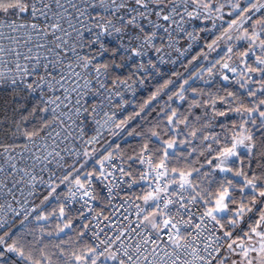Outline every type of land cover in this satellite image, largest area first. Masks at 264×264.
<instances>
[{"label":"snow or ice","instance_id":"6c2138e0","mask_svg":"<svg viewBox=\"0 0 264 264\" xmlns=\"http://www.w3.org/2000/svg\"><path fill=\"white\" fill-rule=\"evenodd\" d=\"M203 33L189 61L198 70L168 96L187 110L166 104L135 133L142 143L131 154L97 148L105 131L117 136L128 124L105 101L157 69L150 53L164 63L165 48L192 47L181 52L177 37ZM196 80L208 87L192 88ZM0 89L13 94L11 116L0 118V195L15 199L20 184L29 196L37 183L48 189L40 204L21 206L41 236L30 244L0 235V262L11 253L22 264H264V0H0ZM32 97L30 108L21 102ZM97 185L110 214L94 206ZM62 187L64 202L48 211ZM77 200L76 239L52 252L41 222L62 221L56 236L75 231Z\"/></svg>","mask_w":264,"mask_h":264},{"label":"trees","instance_id":"16d2710c","mask_svg":"<svg viewBox=\"0 0 264 264\" xmlns=\"http://www.w3.org/2000/svg\"><path fill=\"white\" fill-rule=\"evenodd\" d=\"M226 26V25H225ZM202 47L196 51L193 55L195 56L198 52H200ZM192 56V57H193ZM192 57H190L187 61H185L179 68L175 70H171L168 74H166L153 88L149 89L146 93L141 94L138 96L136 105L127 113L122 119H127L128 124L125 127L123 132H120L119 135L115 137L112 141V147H115L117 144L120 145L121 149H124L126 152L131 154L134 148H137L140 143H142V139L140 136H137L135 133L137 132H145L148 128H150L156 121L155 118L157 117L158 113H160L162 108H165L166 104H171L172 107H177L180 111H186L188 108L187 102H179V101H169L168 96L171 95L172 91L178 90L177 85L182 82L183 78H187L190 73L194 74L195 71L198 70V66L193 63H189ZM172 79L175 83L173 85H169L167 89H164L155 100H151L152 94L156 92L158 88H161L162 85L166 80ZM192 88H207L208 86L205 85L203 82L198 80L190 81ZM12 93L10 91H2L0 92V118H3L5 115L11 116V112L8 109L7 101L10 99ZM21 95H24L23 93ZM186 95L191 99L192 92L191 88H189ZM22 103H26L27 107L30 108L32 103L27 100L21 101ZM147 103V106L145 104ZM144 107V111H141V108ZM197 113H200L201 110H195ZM216 132L220 131V128L217 126L215 128ZM129 133H132L129 135ZM3 135L0 134V139H3ZM7 141V140H6ZM197 143V142H194ZM192 158H195V154ZM198 166V165H197ZM91 167V166H90ZM90 169V168H89ZM64 188L58 190L59 195L62 196V202L55 203L54 200L48 206V211H51L53 207H59L60 203H63V195H64ZM48 189L45 188L41 190L35 198L36 204H40V201L43 200V197L47 195ZM70 215V214H69ZM44 224L45 227V234L43 235V244H48L49 248L52 252H58V249L54 248L53 245L60 244L61 241H65L62 247L69 248L71 242L75 241L77 233L79 232V228L73 224V230L65 229L63 233H60L59 236L55 235L57 223H60L63 226L62 221H58L55 217H53L48 222H41ZM51 232L53 233L52 236H48L46 233ZM8 233L12 237L19 236L21 237L24 242L33 244L35 243V238L40 237L41 233L38 230V226L31 216L24 222L19 223L18 221L11 222L2 232L0 235H4ZM11 243V239L8 240ZM53 260H56V257L53 256ZM22 264L18 260L17 257L13 254L11 257H5L4 261L0 262V264Z\"/></svg>","mask_w":264,"mask_h":264},{"label":"built area","instance_id":"2783aa9c","mask_svg":"<svg viewBox=\"0 0 264 264\" xmlns=\"http://www.w3.org/2000/svg\"><path fill=\"white\" fill-rule=\"evenodd\" d=\"M220 23L221 21H217L218 25ZM197 27H199L198 24H197ZM188 30L191 31L192 30L191 27H189ZM207 36H209V34L203 33L201 34V39L195 42L190 41L189 38L184 35L177 37V39L179 40V43L176 45V47H178L181 50V52H183L184 49H188L190 43L192 44V47L184 55H180V53L176 52L174 49L165 48V52H164L165 62L164 63H160L157 56L150 53V55L152 56L153 62L157 64L158 70L149 69L147 75L134 76L132 80L128 81V83L131 84V87L124 88L122 86L119 89V91L121 92V95L114 97L111 105H108L107 102L105 101V104H106L105 110H108V108H110L111 111H114L117 113V119H122L127 113V111H129L135 106L138 96L146 93L149 89L153 88L171 70H175L179 68L185 61H187L190 57H192L196 53V51L203 46V44L205 43L204 37H207ZM166 39L167 38L165 37V42H166ZM156 43L157 45H160L162 42L160 40H157ZM147 59L148 57H145V60ZM118 71L120 72L121 79H124L128 75L127 69L118 70ZM141 81L143 82L141 83ZM200 82H203V81H200ZM2 91H9V90L0 89V92ZM23 94L26 95V93H23ZM28 100L33 104L35 101V97H32ZM96 102L98 103L99 100H97ZM88 131H89V134H92L91 125L89 126ZM108 133H109L108 131L104 132L102 140L106 137ZM67 159L69 163H71V160L73 158H67ZM19 166L23 167V164L21 163ZM47 175H48L47 173L44 174L45 179H47ZM19 188L24 189L23 195L18 190ZM45 188H47L45 185L37 183L34 194L32 196H29L28 195L29 189L25 187V185L20 184L18 185V188L14 190L15 199H13L11 195H0V205H3V208H0V225H2L0 226V232H2L13 221H18L19 223L26 221L24 220V214H23V211L21 210V206H22L24 199L27 198L28 207L37 205L35 202V198L38 195V193ZM115 191L119 192L120 190L115 189ZM97 193L99 195V199L94 202L95 208L97 210L104 209L105 214H110L111 208L106 207L107 201H108L107 189L103 188L101 185H97ZM121 195H123V193H121ZM66 196H67V190L65 191L63 195V202ZM112 203L119 204L120 201L117 199V200H113ZM8 205H11V208H9ZM69 207L71 209L69 214L70 216L74 218L73 224L76 225L80 229L81 218L79 217V213L77 209H80L81 202L77 200L76 202L70 204ZM17 212H20V215H17L16 214ZM30 217L31 216H29V218ZM12 255L13 254L11 253H5V257L7 256L11 257Z\"/></svg>","mask_w":264,"mask_h":264},{"label":"rangeland","instance_id":"374dc122","mask_svg":"<svg viewBox=\"0 0 264 264\" xmlns=\"http://www.w3.org/2000/svg\"><path fill=\"white\" fill-rule=\"evenodd\" d=\"M242 2H243V0H242ZM224 11H225V13H227L228 11H230V9L226 7ZM228 19H230V18H229L227 15H225V20H228ZM212 55L215 56V53H213ZM191 60H192V59H191ZM135 105H136V104H135ZM134 107H135V106H134ZM115 137H116V136L111 135V133L109 132V133L106 135V137L101 141V143L96 145V147H97V148H101L102 146H103V147H107L109 143L112 144V141L115 139ZM90 166H91V162H90V164H89V168H90ZM62 188H63V187H62ZM64 189H65V191L67 190L66 188H64ZM58 190H59V189H58ZM65 191H64V193H65ZM54 202H55V203H57V202H62V196L60 195V200H59V201H55V200H54Z\"/></svg>","mask_w":264,"mask_h":264}]
</instances>
